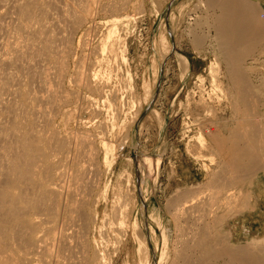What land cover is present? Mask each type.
I'll list each match as a JSON object with an SVG mask.
<instances>
[{
    "label": "bare ground",
    "instance_id": "1",
    "mask_svg": "<svg viewBox=\"0 0 264 264\" xmlns=\"http://www.w3.org/2000/svg\"><path fill=\"white\" fill-rule=\"evenodd\" d=\"M127 1L0 0V264H111V249L120 252L131 232V224L126 223L127 220L119 223L108 221V225L104 221L108 229L100 231L99 240L97 236H92L95 222L101 216L98 207L103 199L108 198V193L99 194L101 190L95 192L98 194L95 198L96 185L100 184L97 181L100 182L99 177H102L101 166L105 165L108 170L115 165L131 130L126 124L121 125L117 121L123 113L117 92L112 96L114 104L107 102L110 66L106 67L109 60H106L104 53L117 51L115 46L120 41L118 25L121 22L112 20L102 26L108 31L106 40L98 49H92L90 54L95 57L101 51L103 58H81L78 67L75 65L76 70L72 69L73 72L67 63L73 37L81 33L88 38L92 33L95 35L94 32L100 28L96 24L97 19L103 14L107 16L123 12L128 7ZM197 12L202 15V19L195 24L197 29L194 30L203 34L194 37V46L202 47L205 38L210 37L226 66V77L240 105L248 111L252 110L256 106L255 100H252V107L249 108L246 105V102L249 105L248 89L240 90L238 85L246 82L244 64L250 51L264 40V4L252 0H202ZM184 62L188 68V61L185 59ZM66 79L78 89L77 92L74 89V93L69 92L65 86L62 88ZM148 91L147 94L151 90ZM146 97L149 98L148 95ZM96 100H101L107 110L103 111L104 107L101 109ZM72 106L75 108L69 110ZM242 108L234 109L237 117ZM84 112L89 115L87 121L82 120L81 115L78 116ZM59 117L60 122H57ZM97 119L95 128L86 127ZM242 120L239 128L245 129L243 135L240 131H232L228 140L221 139V136L215 138L219 152L228 157L230 165L233 164L232 169L236 171L245 170L248 166L244 164L250 167L258 162L264 163V155L258 152L260 145L256 140L261 128L260 118L245 119L246 122ZM75 124L84 129H74ZM115 129L116 140L110 141L109 135ZM198 139L200 145H206L203 138ZM144 162L150 170L153 169L150 158ZM226 163L222 166L223 174L231 172V167H226ZM144 184L148 186L146 192L150 193V180L145 179ZM119 193L122 195V190ZM126 193L129 194V191ZM244 195H237L235 201H244ZM235 197L234 194H227L224 198L230 202ZM200 198L186 200L174 210L168 208L176 227L174 262L171 264H207V257L220 264H264V245L259 243L264 241V236L253 237L258 241L253 247L231 248L225 245L223 237L220 240V236L212 234L214 218L210 219L204 211L207 203L205 209L200 207L206 202L204 199L201 198V201L204 200L201 204L198 202L200 205L196 202ZM243 205H240V214L245 212ZM213 208L210 211L207 209L208 212L212 213ZM154 209L162 212L157 205ZM127 211L120 210L118 213L123 217L128 214ZM233 211L229 209L228 213L233 214ZM208 218L211 222L206 221ZM162 219L165 220L163 214L159 216V220ZM105 224L103 227H107ZM141 231L136 222L133 234L139 242L138 255L141 264H150L148 243H154L153 233L146 237ZM171 235V227L162 230L164 249L157 264H166L170 257ZM213 251L218 255L211 257Z\"/></svg>",
    "mask_w": 264,
    "mask_h": 264
},
{
    "label": "rangeland",
    "instance_id": "2",
    "mask_svg": "<svg viewBox=\"0 0 264 264\" xmlns=\"http://www.w3.org/2000/svg\"><path fill=\"white\" fill-rule=\"evenodd\" d=\"M201 1L142 0L141 3V0H128V5H126L128 7H125V12L107 14V16L105 15L106 17L103 14L97 19L96 24L100 25V28L94 32L95 35L92 33V36L88 38L89 36H84L81 33L73 37L69 58H67L69 59L67 63L68 66H71L69 67L71 72L76 70L75 65L78 67V61L81 58L89 59V56L92 58L91 60H96V57L99 59L103 58L101 51L95 57L94 54H90L92 49H98L106 40L108 31L102 26L112 20L121 22L118 25L120 41L115 46L117 51L111 52L110 50L104 53L106 60H109L106 63V67L110 66V79L108 81L110 88L108 89L107 102L113 105V97L117 92V96L121 99L120 106H123H121V110L124 113L120 114V118L117 121L120 124H126L131 130L115 165L108 170H106L107 167L105 165L101 166L102 177H99L100 182L97 181V184H100L96 185L94 193L101 190L99 194L108 193V198L101 201L99 205L101 208L98 207L99 216H101L96 220L95 228L92 231V236H97L98 238H96L99 240L100 231L108 229L107 225L109 222L119 223L122 220H127L125 222L131 224V232L125 243L122 244V250L116 253L114 248L111 249V264H141L138 255L139 242L133 234L136 222L138 223L139 231L142 230V234L145 233L146 237L153 233L154 243H148L149 253L151 252L148 255L150 264H157V260L163 253L162 230L166 227H171L172 240L170 239V253L168 252L170 257H168L166 264L173 263L176 227L173 224L172 217L169 215L168 208L171 207L174 210L186 200L197 199L201 196L206 202H203L204 200L201 201V198L198 199L200 201H195L197 203L200 202V204L203 202V205L198 204L200 207L203 206V209L206 208L204 211L210 216V219L214 218L213 222H215H212L214 224L212 226L216 227L217 230L213 228L212 234L217 237L220 236V240L223 237L222 241H225V245L231 246V248L253 247L254 244H258V241L253 237L264 236V193H255L259 185L264 186V163L258 162V165L252 164L250 167L249 164H244L243 166H248L249 168L247 167L243 171L233 170V164L230 165L228 157H224L221 154L222 152H219L218 144L215 142V138L220 136L221 139L227 138L228 140L232 131H240L243 135L245 129L239 128L241 120L244 119L242 121L246 122L247 120H254V117L258 116L261 120L259 124V128H261L260 131L258 130L259 135L256 140L257 142L259 141L260 146L256 142L252 143L258 146L257 149L259 153H262L261 156L264 155V40L250 51V56L244 64L246 82L238 85L240 90L248 89L249 105L247 102L246 105L249 108L252 107V100L256 102V106L248 111L245 106L242 108L243 105H240L241 103L233 92V86L226 77V66L221 61L217 48L210 37L205 38L202 47L197 48L194 46L193 40L198 34V31L194 29H197L195 28L197 22L202 19L200 18L202 15L197 12V7ZM252 1L264 4V0ZM136 16L138 17L136 18ZM191 32L194 33L192 34ZM201 34L203 33L199 31L198 35ZM112 43H115V41H112ZM120 46L123 48L121 49ZM85 54L88 55L86 56ZM185 59L188 61V68H186L184 62ZM253 59L255 60L252 61ZM103 71L105 72V70ZM69 82L66 79L62 88L65 86V90L69 92L76 90L77 92L78 89ZM72 89L74 90L72 91ZM149 89L151 91L147 94ZM114 90L115 92L112 93ZM130 95H133L131 96L133 99L130 97L131 100L129 98ZM134 97L136 98L135 100ZM96 101H99L98 106L102 109L104 103L101 100ZM127 105H129V109ZM139 105L142 106L139 107ZM235 105L239 106L236 107ZM240 107L242 109L237 117L234 109H240ZM74 108L72 106L69 110ZM126 108L128 109L127 111H125ZM105 110H107L106 105L103 108V111ZM136 110L138 111L137 115ZM129 113L132 115H129ZM78 116L85 121L89 117L87 112L78 114ZM238 118L241 120L238 121ZM95 121L92 125L90 124L91 126L88 125L86 127L95 128L98 119ZM57 122H60V117L57 118ZM132 122L134 123L132 124ZM74 129L83 130L84 128L75 124ZM215 132L216 134H214ZM115 133L116 129L111 131L109 135L110 141L116 140ZM200 137L205 140V146H203L204 144L200 145L198 139ZM147 158H150L153 163V169L151 170L144 162ZM225 163L227 164L226 167H231V172L223 174ZM259 163H263L262 166ZM226 167L225 169H227ZM228 170L230 171L229 168ZM221 177L222 179H219ZM145 179L150 180V193L146 192L148 186L144 184ZM119 190H122V195ZM127 190L129 194L126 193L128 192ZM229 193L234 194L236 199L233 198L234 200L230 199L231 201L227 202L225 198L227 194L230 195ZM244 193L246 195H244V201H235L238 196H242ZM248 193L249 195L251 194V197ZM97 196L98 194L95 193V198ZM122 198H124L123 201ZM125 198H128V200ZM111 201L115 204H112ZM115 201H118V203ZM211 201H214V203H211ZM260 201L262 202V205H260L261 211L258 212L257 206ZM151 202H154L152 209ZM125 203L126 209H124L125 207L123 208ZM205 203L208 204L206 205L207 207L211 206L213 208L215 206L216 209L213 208L212 213L208 212L207 209L210 211L211 207L207 208ZM241 204H244V214L239 213L242 210L240 208ZM155 205L162 212L154 209ZM221 205L223 206L221 207ZM114 206L116 210H114ZM107 208L108 210H106ZM229 209L230 211L234 210L233 214L228 213ZM103 210L107 214H103ZM120 210H128V214L126 213V216L122 217V214L118 213ZM206 213L205 215L208 216ZM161 214H163L165 220H159ZM104 215L108 216L105 217ZM118 215H120L119 218ZM152 215L154 217L153 220ZM225 217H227V220H225ZM209 218L206 220L207 222H211ZM103 223H106L107 225L105 224V226L107 227H103ZM234 228L238 231L240 230L242 235L251 237L239 239L236 237L238 231H233ZM229 233L232 234L230 235ZM259 243L264 245V241ZM217 255L216 251L210 253L211 257ZM206 259L207 264L221 263L213 262L208 257Z\"/></svg>",
    "mask_w": 264,
    "mask_h": 264
},
{
    "label": "crops",
    "instance_id": "3",
    "mask_svg": "<svg viewBox=\"0 0 264 264\" xmlns=\"http://www.w3.org/2000/svg\"><path fill=\"white\" fill-rule=\"evenodd\" d=\"M263 187L264 186L259 185L255 193H264V188ZM260 202L258 203V206H257V211L258 212L261 211L260 205H262V202L261 203ZM235 228H236V226H235ZM235 228H234V231L236 230ZM236 231H238V230H236ZM236 237H238L239 239H242L244 237H251V236H244V235L241 234V231L239 230Z\"/></svg>",
    "mask_w": 264,
    "mask_h": 264
}]
</instances>
